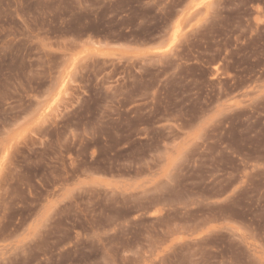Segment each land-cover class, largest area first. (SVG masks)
<instances>
[{
    "label": "rangeland",
    "instance_id": "1",
    "mask_svg": "<svg viewBox=\"0 0 264 264\" xmlns=\"http://www.w3.org/2000/svg\"><path fill=\"white\" fill-rule=\"evenodd\" d=\"M0 264H264V0H0Z\"/></svg>",
    "mask_w": 264,
    "mask_h": 264
}]
</instances>
